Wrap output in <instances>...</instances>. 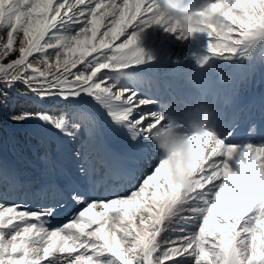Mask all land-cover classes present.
<instances>
[{"label":"snow or ice","instance_id":"obj_1","mask_svg":"<svg viewBox=\"0 0 264 264\" xmlns=\"http://www.w3.org/2000/svg\"><path fill=\"white\" fill-rule=\"evenodd\" d=\"M206 3L215 22L201 28L209 37L201 65L264 50V0ZM155 8L156 0H0V30H7L6 42L0 36V85L20 83L40 100L64 105L56 114L9 119L39 120L74 140L82 128L91 133L103 113L138 145L127 163L94 182L127 185L122 195L65 193L53 185L36 193L53 203L36 209L0 199V264H264V145L226 143L211 131L192 136L198 155L190 186L177 185L160 157L137 182L146 155L141 142L152 143L151 131L164 121L162 111L142 110L154 100L122 81L145 63L137 47L145 28L188 38ZM234 156L238 171L228 163ZM79 172L87 174L83 164ZM69 199L66 222L52 227ZM178 217L183 226L164 238Z\"/></svg>","mask_w":264,"mask_h":264},{"label":"rangeland","instance_id":"obj_2","mask_svg":"<svg viewBox=\"0 0 264 264\" xmlns=\"http://www.w3.org/2000/svg\"><path fill=\"white\" fill-rule=\"evenodd\" d=\"M160 2L161 0H156L157 4ZM4 30L5 34L2 36L6 42L7 30ZM124 38L125 37H121V41ZM206 41H209V37L205 32H197L185 40H179L174 35L166 32L160 26L154 25L145 28L142 32H140L137 43V47L144 50L145 63L136 68L129 69L132 73L130 76H133L134 72L135 75H140L143 72L148 71L149 69H152L154 66L158 65L159 71L156 73L157 76H174L175 74H178L179 76L185 77L186 79L192 80L194 82L201 79H209L212 77V74H209L204 64L201 65L200 63L196 62L193 56L196 50L200 52H205L207 50L208 52L207 47L203 45ZM244 78V72H240V74L236 77L237 80H243ZM254 80H259L264 90V74L260 77L255 76ZM0 110H7L5 104L0 106ZM142 110L145 112L161 111L154 103L149 106L142 107ZM101 116L102 119L100 120L99 125L93 128L91 133H89L87 144L82 146L79 149V152L81 159L86 162V165H95L96 163L99 167H103L102 170L106 171L108 166H116L118 164L117 161L119 160H121L120 163L122 164L127 163L130 155L137 152L132 150L138 149V145L133 144L123 132V130H117V133L113 135V137L106 135V130L108 129L103 128L104 125L110 128L109 125L112 124L109 122L107 116L103 115V113H101ZM25 128H29V132L36 136L47 137L53 134L59 135L56 142V145L59 147L58 154L57 152L52 151L48 157H45L44 160H37L28 167H25L23 163H20L22 172H27V176L30 181H37L39 182L38 185H40L43 184L42 182L45 180V178H48L49 180L50 176L48 172L50 170L59 171L62 169L69 171L71 169V158L75 157L74 152L76 150L74 147L70 149V140L52 129L50 126L42 124L39 120L29 119L20 123L15 122L14 124L10 125L6 129L7 134L0 135V150L4 145L8 144L9 141L15 142L11 136L12 131H22ZM252 140H255V138H252ZM141 144L145 149L146 155L140 160L137 168L141 170V179H143L146 173L153 171V168L157 165L161 154L155 148L153 143L141 142ZM98 149L104 151L105 154L98 153ZM62 153H66V155L63 156ZM0 156H2V154H0ZM1 158L0 178L4 172L10 170L8 169L10 168V166H8L9 164L7 165L3 162V160L5 161L8 159L4 155ZM223 159L227 158L224 157ZM61 160L63 162L60 164L59 162ZM237 160L238 157L235 156L231 160H228V163L230 167H232L233 171L239 170L238 164L236 163ZM149 164L153 165V168H150ZM32 176L33 178H31ZM38 178H42V180L39 181ZM70 202L72 203V201ZM183 224V220L178 217L173 222L169 231L164 233V238H169L170 236L177 234L179 228L183 226ZM59 225L60 224L58 222L53 221L51 226L56 227Z\"/></svg>","mask_w":264,"mask_h":264},{"label":"clouds","instance_id":"obj_3","mask_svg":"<svg viewBox=\"0 0 264 264\" xmlns=\"http://www.w3.org/2000/svg\"><path fill=\"white\" fill-rule=\"evenodd\" d=\"M210 6L201 0H161L156 3L155 15L162 17L169 25H175L188 37L201 32L202 25L215 22ZM202 13H208L202 15ZM208 61H204L207 64ZM222 82H229L223 69H218ZM161 112L164 123L151 131V142L167 163V169L177 185L190 186L198 153L192 136L206 132L214 133L216 114L207 103H197L184 110L180 116L170 111V105H163ZM183 125V127H180Z\"/></svg>","mask_w":264,"mask_h":264},{"label":"trees","instance_id":"obj_4","mask_svg":"<svg viewBox=\"0 0 264 264\" xmlns=\"http://www.w3.org/2000/svg\"><path fill=\"white\" fill-rule=\"evenodd\" d=\"M5 34V30H0V36ZM12 58H15V54L12 55ZM6 62V61H5ZM0 89L7 92L6 97H0L4 100V103L8 108L5 111L0 110V128H8L10 125L14 124L12 120L9 119V116L14 114H19L21 112H37L45 111L47 107L45 104L50 105H60L59 99L55 100H43L44 104L36 105L40 103L38 97L33 95L31 92H28L23 84L17 83L14 88L8 89L4 88L3 85H0ZM26 93V94H25ZM54 103V104H53ZM3 104H0L3 105ZM54 108H56L54 106ZM59 108V107H58ZM44 109V110H43ZM2 123V124H1ZM0 134H5L6 130H0ZM27 139V138H22Z\"/></svg>","mask_w":264,"mask_h":264}]
</instances>
